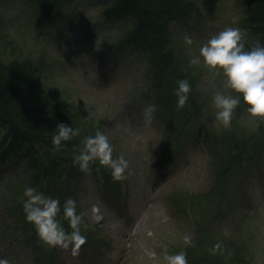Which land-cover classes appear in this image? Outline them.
<instances>
[{
	"label": "rangeland",
	"instance_id": "1",
	"mask_svg": "<svg viewBox=\"0 0 264 264\" xmlns=\"http://www.w3.org/2000/svg\"><path fill=\"white\" fill-rule=\"evenodd\" d=\"M185 1L193 4L188 14L169 25L170 46L183 58L198 54L204 42L228 27L241 29L246 42L254 40L245 29L247 1ZM104 3L71 0L46 18L28 0H0V60L32 62L43 86L68 100L89 131L109 137L113 158L123 155L128 161L121 181L102 167L113 182L108 188L78 165L75 176L60 178L71 186L69 196L59 199L61 206L76 200L77 213H85L90 225L81 227L87 240L75 257L43 246L25 217L13 222L5 202L18 190L13 177L19 164H0V258L9 264H164L166 247L169 254L185 251L188 264H264V131L252 127L242 98L231 127L217 125L212 101L225 91L223 77L202 65L186 77L193 87L188 99L198 102V112L172 128V117L158 115L164 94L155 91L158 67L152 55L112 47L123 32L104 19ZM185 35L192 45L184 43ZM153 103L157 111L145 125L142 110ZM176 107L171 116H178ZM232 143L238 148L228 162ZM93 205L102 216L94 224ZM185 235L192 236L191 246L184 244Z\"/></svg>",
	"mask_w": 264,
	"mask_h": 264
},
{
	"label": "trees",
	"instance_id": "2",
	"mask_svg": "<svg viewBox=\"0 0 264 264\" xmlns=\"http://www.w3.org/2000/svg\"><path fill=\"white\" fill-rule=\"evenodd\" d=\"M28 1L35 3L40 13L48 18L55 8L63 7L71 0ZM244 1L249 3L245 29L254 38L245 42V49H250L256 41L264 46V0ZM192 5L185 0H105L102 9L104 19L108 23L119 24V30L123 32L117 35L112 47L130 48L138 54H147L148 57L152 55L150 59L158 67L154 74L158 81L154 84L155 91L160 93L159 96L164 94L159 99L163 113L158 110V115L167 120L172 117V128L175 122H187L188 114L193 115L199 109L197 101L188 99L186 106L179 109L178 116H171L178 99L175 95L177 81L188 80L186 77L194 70V66L189 65V58H183L170 46L169 25L174 19L182 20L181 17L188 14L187 10ZM81 117L80 112L68 100L61 98L54 89L43 86L39 70L32 62L12 61L6 64L0 60V132H3L0 164L12 161L19 164V170L15 171L13 177L17 181L18 190L5 202V208L10 211L14 223L16 216L25 217L22 202L26 186L36 188L52 198L69 196L70 186L59 180L64 175L70 178L74 176L76 172L72 165L73 156L78 154L83 139L95 134L84 127ZM60 123L73 129L79 128L80 135L63 142L61 150L54 153L51 141ZM258 130L264 131V125ZM174 137L176 136L171 138ZM171 138H167V149L170 150ZM232 145L234 147L228 150V162L234 157L232 152L238 148L236 143ZM256 148L259 149L258 143ZM236 157L238 167L243 170L239 163L241 155ZM90 167L96 179L108 188L109 182H112L109 178L110 170L105 168L108 177L98 162H93ZM98 167L99 171L96 170ZM248 170L249 168L246 169ZM21 224L26 226L27 222Z\"/></svg>",
	"mask_w": 264,
	"mask_h": 264
},
{
	"label": "clouds",
	"instance_id": "3",
	"mask_svg": "<svg viewBox=\"0 0 264 264\" xmlns=\"http://www.w3.org/2000/svg\"><path fill=\"white\" fill-rule=\"evenodd\" d=\"M245 33L239 28L228 27L212 35L199 48L198 54L191 56L190 66H203L223 77V92L217 93L212 101L215 109V121L224 129L231 127L233 113L241 104L246 105L249 122L254 129L264 125V46L256 41L250 49H245ZM184 43L192 45L193 40L189 35L184 36ZM175 90L177 109L185 107L191 85L188 80L177 81ZM157 111L156 104L143 108L145 125H151L153 116ZM80 135V129H73L63 123L57 125L52 136L53 152L61 150L63 142ZM114 148L109 137L101 131H96L94 136H86L82 141L78 154L73 156V164L78 165L83 173L90 174L93 162L111 172L114 181L125 178L128 161L123 155L113 158ZM76 152V149H74ZM99 171V168L96 169ZM25 198L22 202L25 219L35 229V233L43 246L57 248L69 252L71 256H78L81 247L86 243L87 237L82 235L81 227L88 230L90 225L85 222V213H77V202L68 198L61 206L59 199L44 195L36 188L26 186L23 192ZM100 207L93 205L90 220L94 224L102 219ZM66 221L70 231L66 230L63 222ZM121 222H116L119 224ZM113 225V227L116 226ZM225 236L229 235L227 229ZM184 244L191 246L193 238L190 235L183 237ZM218 243L212 249L213 254L220 249ZM164 264H188L185 251L169 254L168 249H163ZM0 264H9L7 259L0 258Z\"/></svg>",
	"mask_w": 264,
	"mask_h": 264
}]
</instances>
